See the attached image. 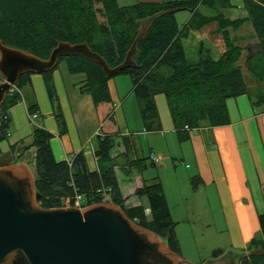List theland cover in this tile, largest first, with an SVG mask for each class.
<instances>
[{"label": "trees", "instance_id": "1", "mask_svg": "<svg viewBox=\"0 0 264 264\" xmlns=\"http://www.w3.org/2000/svg\"><path fill=\"white\" fill-rule=\"evenodd\" d=\"M242 2L247 16L231 20L223 13L231 7L229 0H168L127 6H119L116 0H0V41L41 59H46L58 42H86L110 67H115L125 59L140 22L156 15L137 45L133 56L137 67L121 74H127L131 79V91L138 103L145 131L161 130L154 98L163 95L174 130L183 141L193 130L229 125L228 99L245 95L254 108L263 107L264 111V0ZM202 8L211 15L202 13ZM181 11L191 16L179 27L175 15ZM246 21L251 23L257 40L249 46L245 60L249 74L260 85L255 94L250 93L242 66L238 64L242 49L228 30L236 31ZM213 23L217 24L216 32L223 38L224 53L214 60L210 51L201 47L197 60L188 59L182 39ZM59 63H65L70 74L84 75L79 92L90 97L100 111L104 127L96 135L93 151L96 169L93 171L88 168L83 152L76 154L71 163L56 161L50 147L53 135L44 128H34L31 142L20 145L17 152L11 147V153H17L14 163H26L36 175L35 191L40 195L38 205L43 209L62 208L63 201L72 200L75 195L81 196L83 207L110 201L131 221L154 233L172 252L181 255L174 233L175 223L158 179L144 182L134 193L147 199V207L127 206L122 198L114 170L118 162L112 157L120 134L113 110L109 108L108 81L112 78H108L100 66L79 56L61 58ZM52 73L41 76L58 127L64 134L66 125L57 103ZM30 76L23 75L16 90L10 91L0 106V142L8 138L10 121L7 112L22 101L20 90L30 85ZM28 113H35L34 106L28 108ZM192 184L196 188L195 181ZM262 190L264 194V186ZM258 221L260 233L237 256L238 264H264V213L258 216ZM222 254L223 251L215 250L213 258Z\"/></svg>", "mask_w": 264, "mask_h": 264}, {"label": "crops", "instance_id": "2", "mask_svg": "<svg viewBox=\"0 0 264 264\" xmlns=\"http://www.w3.org/2000/svg\"><path fill=\"white\" fill-rule=\"evenodd\" d=\"M161 1L168 0H137L136 3ZM190 16L189 13L188 19ZM113 78L108 81L111 96L109 108L113 110L115 123L117 124L115 109L121 102V96L119 95L117 83ZM64 80L59 68L53 70V86L58 96L59 107L66 125V133L61 134L60 132L43 77L38 74H31L30 85L26 87L30 89L34 97V103L30 106H34L37 118L30 121L28 115L30 106L26 103V97L24 99L21 94L22 101L7 112L10 121V135L6 140L0 142V157H5L8 161H11L12 158L16 159L17 153L12 154L11 147H14L15 152H17L20 145L31 142L34 128H44L53 135L50 140V147L56 161L71 163L76 154L83 152L88 168L90 169V162L96 169V160L93 156L95 143L93 145V140L99 134L100 128L104 127L101 123L100 111L93 105L88 95L82 94L74 97L72 107H68ZM156 96L154 100L158 115H161ZM226 105L230 120L229 125L215 128L202 127L193 130L189 133L187 140L182 141L178 138L169 111L168 114L164 112L162 115L164 118L162 123L159 118L161 130L146 132L144 129L143 132L153 133V135H159V137H170L168 140L171 147V151L168 152L169 156H173L172 160L187 162L186 169L192 168L194 170L193 177H187L186 179L191 184L192 181H195L197 184L195 193L199 194L205 201L204 204L206 203L208 211L212 214V221L206 222L207 227L212 228L218 234L224 235L229 241L230 249L242 248L245 250L248 243L259 235L258 216L264 213V194L262 190L264 186V111L263 107L254 108L250 99L245 95L228 99ZM19 111H25L30 121L29 124L25 120L19 119ZM87 149L91 153L90 160L85 154ZM133 153H136L133 139L131 136L128 137L120 133L116 139V146L112 150V157L117 158L118 162V166L114 169L115 174L120 170L125 173V179L129 181L134 175V168L138 173L135 176L137 181L134 186H130L131 183H128L122 187L118 183L122 198L125 199L127 206L142 205L147 207V199L135 196L134 193L142 187L144 182H151L154 179H158L162 184L169 209L170 201L175 198H182L183 201L188 200L186 199L187 187L182 191V189L175 186L177 194H173V187L170 186L174 185L173 182L168 186L163 177L161 179L157 176L152 179H144L141 171L146 165L143 167L142 161L137 158L130 160V154ZM126 158L128 159L125 162L120 161ZM158 158L161 161V158ZM164 158L169 161L166 153L162 159ZM159 163L150 160L151 166ZM166 169V166L162 165L161 172H163V176ZM223 254H225V251H223ZM213 260L215 259L212 257L193 264H207Z\"/></svg>", "mask_w": 264, "mask_h": 264}, {"label": "water", "instance_id": "3", "mask_svg": "<svg viewBox=\"0 0 264 264\" xmlns=\"http://www.w3.org/2000/svg\"><path fill=\"white\" fill-rule=\"evenodd\" d=\"M156 15L140 22L123 62L110 67L86 42H58L46 59L0 41V106L25 74L53 71L61 58L79 56L108 78L137 67L133 56ZM36 175L24 162L0 167V264H193L165 241L131 221L116 204L43 209ZM228 252L207 264H236Z\"/></svg>", "mask_w": 264, "mask_h": 264}, {"label": "rangeland", "instance_id": "4", "mask_svg": "<svg viewBox=\"0 0 264 264\" xmlns=\"http://www.w3.org/2000/svg\"><path fill=\"white\" fill-rule=\"evenodd\" d=\"M118 5H131L136 3L137 0H116ZM231 7L224 10L223 13L225 17L236 20L243 19L247 16L246 11L243 8L242 0H229ZM201 12L205 15H211L209 11L202 8ZM189 17V13L186 11H181L176 13L175 18L179 27H181ZM229 30V35L231 38L236 39V45L242 49L240 59L238 64L242 66L243 78L248 87L250 88V93L255 94L259 91V83L252 78L248 72V68L245 65V60L248 55L249 46L257 42L255 33L251 26V23L246 21L240 28L236 31ZM217 24L213 23L201 31H192L188 34L187 37L182 39V45L184 48L185 55L190 60H197L198 53L201 47L208 49L214 60L220 58V56L225 51V46L223 43V38L221 34L217 33ZM59 71L64 77V85L66 87L65 95L66 100H68V107H72L73 98L81 94L79 92L80 82L84 79L82 74H70L66 69L65 63H59ZM69 78V79H68ZM117 83L119 95L121 96V102L116 107V126L119 128L122 135L128 136L133 139L135 144L136 153L130 154L129 159H139L141 164L146 165L142 169L141 175L144 179H152L153 177H163L166 181V185H170L171 182L174 185L173 194H177L176 187L182 189L187 187V201H183L182 198H175L170 201V212L172 220L175 223L174 233L181 246V256L190 263H200L201 261L207 260L213 257V252L215 250L225 251V254L233 250L236 257L241 254L244 249H230L229 241L224 235L218 234L212 228L207 227L206 222L212 221L211 212L208 211L205 201L200 197L199 194L195 193V189L189 181L188 178L193 177L194 170L186 169L185 165L187 162H181V160H172L173 156H169L168 152L171 151L169 145V138L159 137V135H153V133L143 132V124L139 115L138 103L135 96L131 92V79L127 74H120L113 78ZM71 85V87H69ZM74 87V89H72ZM26 90V91H24ZM22 96L26 97L27 105H32L34 103L33 95L28 87H25L21 90ZM84 95V94H82ZM57 103H58V96ZM156 100H158L159 109H160V122L164 121L163 114L168 112L166 107V102L163 95H157ZM31 103V104H30ZM59 104V103H58ZM22 108V107H21ZM168 114V113H167ZM19 119L25 120L27 124L30 123L27 118L28 115L24 112H18ZM27 115V116H26ZM162 119V120H161ZM169 120V119H168ZM38 121V120H37ZM36 121V122H37ZM168 122V121H167ZM98 125V124H97ZM99 130V126H98ZM145 133V134H144ZM155 136V137H151ZM9 137V136H8ZM94 137V136H93ZM96 141V136L93 140V145ZM150 144V145H149ZM151 149V150H150ZM151 151V153H150ZM165 153L168 155L167 159H162L165 156ZM85 154L88 156V159L91 158L90 150H85ZM151 157H160L161 161L159 164L154 166L150 165ZM170 157V159H169ZM126 159H121V162H125ZM16 159L12 158L11 161H8L5 157H0V167L6 166L8 163H14ZM162 165L166 166V170L161 172ZM90 170H94L95 167L90 164ZM133 171V169H132ZM134 175L128 181L125 179V173L120 170L117 171V181L123 187L128 183H131L130 186L136 184L137 179L135 176L138 174L134 168ZM187 183V186H186ZM236 264L237 259H236Z\"/></svg>", "mask_w": 264, "mask_h": 264}, {"label": "built area", "instance_id": "5", "mask_svg": "<svg viewBox=\"0 0 264 264\" xmlns=\"http://www.w3.org/2000/svg\"><path fill=\"white\" fill-rule=\"evenodd\" d=\"M2 81L1 77H0V82ZM12 90H16L15 86L12 87ZM35 118H37V113H33V114H29V119L34 120ZM10 133L9 131L7 132V136H9ZM151 161H153L154 163H159L160 159L158 157H151L150 159ZM66 207H77L79 209H82V198L79 195H75L74 198L72 200L70 199H65L63 201V207L62 208H66Z\"/></svg>", "mask_w": 264, "mask_h": 264}, {"label": "flooded vegetation", "instance_id": "6", "mask_svg": "<svg viewBox=\"0 0 264 264\" xmlns=\"http://www.w3.org/2000/svg\"><path fill=\"white\" fill-rule=\"evenodd\" d=\"M234 258H235V261H236V259H237L236 255L234 256Z\"/></svg>", "mask_w": 264, "mask_h": 264}]
</instances>
